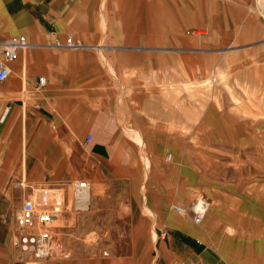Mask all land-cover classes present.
Here are the masks:
<instances>
[{"label":"crops","instance_id":"0c3cea01","mask_svg":"<svg viewBox=\"0 0 264 264\" xmlns=\"http://www.w3.org/2000/svg\"><path fill=\"white\" fill-rule=\"evenodd\" d=\"M263 6L262 0H0V41L25 35L32 43L18 52L9 77L0 80V264H22L12 257L13 223L16 210L34 190L26 192L28 180L61 185L83 175L77 179L91 182L94 198L104 202L112 215L131 214L136 219L139 202L131 185L141 181L138 166L126 162L125 153L122 158L118 155L131 148L125 125L139 130L146 138L145 149L156 155V139L169 137L173 145L185 135H194L212 105L233 118L242 138L261 136L257 128L239 126L235 115L219 109L199 91L190 96L185 85L192 81L190 68L199 79L200 70L205 74L212 70L220 49L235 39H264ZM69 36L84 46L54 45ZM259 52L264 58V46ZM88 133L93 135L90 142L85 141ZM206 140L203 132L198 144ZM207 143L212 165L194 158L209 175L224 183L260 184L264 192V182L251 177L220 179L217 159L219 152L236 157L238 151L254 164L252 155L264 154V144L256 151V143ZM169 151L162 157L165 166L174 159ZM73 156L81 159L82 170ZM155 171L152 162L151 174ZM159 178L170 186L176 183L174 178L160 174ZM103 182L109 184L110 197L99 191ZM152 192L147 190L155 195ZM92 193L77 203L78 208L67 193L69 206L60 218L62 236L84 213L91 222ZM202 196L209 199L205 193ZM167 201L176 203L169 196ZM66 213L70 220L61 221ZM155 221L148 215L138 229L146 235L144 242L155 264H264L261 251L252 258L236 251L228 258L216 242L203 237L201 229L181 219L171 223L157 218V237L152 240L150 227ZM221 228L231 234L236 230L227 222ZM140 233L136 246L142 244ZM89 256L79 257L82 264L126 263L123 257L98 261ZM71 258L46 261L64 264ZM133 263L143 264L137 259Z\"/></svg>","mask_w":264,"mask_h":264},{"label":"rangeland","instance_id":"374dc122","mask_svg":"<svg viewBox=\"0 0 264 264\" xmlns=\"http://www.w3.org/2000/svg\"><path fill=\"white\" fill-rule=\"evenodd\" d=\"M263 42L264 39L261 38L235 39L227 47L220 49L221 52L214 58V63L212 62L213 67L210 66L212 70L209 69L206 74L203 69L200 70L201 77L199 79L196 70L190 68L192 81L185 85V90L189 91L190 96H192L193 91H199L207 99L211 98L219 109L235 115L239 126L246 129L257 128L259 129L257 131L262 132V135H249L242 138L234 127L233 118L226 113H220L217 108L213 107V109L207 110L194 135L189 137L185 135V137L175 140L173 145L169 144L171 142L169 137H163L164 141L156 139L154 147L159 151V155H156L154 153L149 154L145 149L146 138L139 130L131 129V126L125 125V138L129 140L131 148L128 147L123 150L120 148L121 151L118 155L122 158L125 153L127 155L126 162L129 161L138 166L136 171L141 177V181L131 185L139 202L136 209L137 217L135 219L131 214L112 215L111 211H108V208L103 205L104 202L94 198L91 190L94 207L89 212L95 216H90V222L89 214L84 213L73 229L64 231L63 238L72 253V258L64 264H68L72 259L70 264H82L79 257L86 255H91L89 257L92 258L98 257V261L112 257L126 258V263L112 264H134L135 259L143 264H155L151 249L144 242L146 235L144 236V232L140 233L138 230L148 215L156 220L150 227L151 238L153 235L157 236L154 229L157 218L171 223L176 219H181L185 224L201 229L203 237L213 239L224 255L230 259L233 256L231 255L232 252L236 254L239 251H243L244 255L250 258L252 255L257 256V251H261V257L264 258V192L260 188L261 185L254 184L252 187L246 181L241 183L221 182L209 175L194 158L196 156L207 167L212 165L210 156L206 151L209 141L239 144L256 143L253 144V150H263L260 144H264V58L259 55L261 54L259 49L264 46ZM203 132H206L207 140L198 144ZM167 150L174 154V159L169 162L168 166H165L166 164L162 163V157L167 153ZM236 154L237 156L234 157L229 152H219L217 159L220 179L229 181L238 180L241 177H251L255 181L264 182V154L254 153L252 155V161L255 165L247 160V154L238 153V151ZM72 161L77 168L83 169V163L78 156H73ZM152 162L156 163L158 171L151 174ZM131 172L133 175L134 169ZM159 174L167 180L174 178L176 180L175 185L170 186L167 183H162ZM81 177L85 176L78 175L71 180ZM93 177L103 180V176L95 175ZM145 178L148 180L147 183ZM71 180L63 182L61 185L65 188L69 187ZM25 183L28 184L26 192L29 190L31 192L43 182L28 180ZM103 183L101 185L103 188L101 187L99 191L104 195L103 197H110L108 195L110 192L109 184ZM149 189L155 191L152 192L155 195L148 194L147 190ZM202 193L209 197L210 207L200 223H195L191 215L176 212L173 210L172 204L169 205L167 201L168 196L172 197L175 202H178H176L177 204L185 206L189 213V206ZM101 197L99 196V198ZM123 200L129 201L128 198ZM144 205L151 210L145 211ZM66 214L61 221L70 220L69 213ZM132 218L137 220L135 221L136 226L133 224L134 219L131 222ZM225 222L236 228L233 234L227 233L221 228L222 223ZM16 229L17 224L14 217L13 234ZM139 233L142 235L140 237L142 244L136 246V236ZM12 253L15 263L50 264L46 260L37 261L32 254L23 253L17 247H13ZM24 255L30 256V258L27 259Z\"/></svg>","mask_w":264,"mask_h":264},{"label":"built area","instance_id":"2783aa9c","mask_svg":"<svg viewBox=\"0 0 264 264\" xmlns=\"http://www.w3.org/2000/svg\"><path fill=\"white\" fill-rule=\"evenodd\" d=\"M32 43L25 35L11 37L0 41V80H4L12 73V63L17 58L18 52ZM55 46L61 48H80L84 44L72 37L65 41L57 40ZM40 84L45 78L40 77ZM4 118V116H3ZM91 133L86 135L85 141L90 142ZM68 188V189H67ZM92 190L91 182L84 179L71 181L69 187L63 185H40L25 198V201L15 212L17 224L13 235V246L23 253H31L37 260H63L71 256V249L64 242L62 236L61 216L69 206L68 194L74 201V207ZM80 204V203H79ZM84 204V203H82ZM181 213L186 207L177 203L171 205ZM209 199L199 196L189 206V213L195 223H200L207 212Z\"/></svg>","mask_w":264,"mask_h":264},{"label":"bare ground","instance_id":"6f19581e","mask_svg":"<svg viewBox=\"0 0 264 264\" xmlns=\"http://www.w3.org/2000/svg\"><path fill=\"white\" fill-rule=\"evenodd\" d=\"M263 1V0H262ZM106 60H107V58H106ZM108 61V60H107ZM109 64V63H108ZM112 69H113V67H112ZM202 81H206V80H202ZM202 81H200V82H202ZM215 104V103H214ZM213 107H214V105H212L211 107H210V109H213ZM220 114V113H219ZM224 114V113H223ZM206 118H207V116H206ZM226 124V123H225ZM200 128V127H199ZM260 143V142H259ZM243 144V143H242ZM197 150H199V149H197ZM261 155V154H260ZM197 156H198V154H197ZM149 158V157H148ZM205 165V164H204ZM160 167V166H159ZM168 173V172H167ZM181 174V173H180ZM182 175V174H181ZM180 176V175H179ZM181 181V180H180ZM179 182V181H178ZM241 183V182H240ZM249 184V183H248ZM202 185V184H201ZM204 185V184H203ZM245 186V185H244ZM213 187V186H212ZM219 189H220V187H219ZM250 190V189H249ZM228 192V191H227ZM230 195V194H229ZM86 197H87V195H86ZM177 202V201H176ZM178 203V202H177ZM222 203V202H221ZM188 205V204H187ZM183 206V205H182ZM209 207H210V202H209V206H208V209H207V212H208V210H209ZM234 207V206H233ZM144 208H145V211H150L151 209L148 207V206H145L144 205ZM173 208V207H172ZM216 209V208H215ZM156 210V209H155ZM173 210H175L176 212H179V211H177L176 209H174L173 208ZM158 211V210H157ZM207 212H206V214H207ZM179 213H181V212H179ZM249 213H250V211H249ZM157 214V213H156ZM159 214V213H158ZM182 214H185V215H189L190 216V214L188 213V209H186V211H185V213H182ZM206 214L204 215V217L206 216ZM241 214H243L242 212H241ZM240 215V214H239ZM189 219V218H188ZM204 219V218H203ZM261 219V218H260ZM238 220H239V218H238ZM244 220V219H243ZM242 220V221H243ZM203 221V220H202ZM201 221V222H202ZM244 222V221H243ZM223 224V223H222ZM264 226V225H263ZM263 229V228H262ZM195 231V230H194ZM222 235V234H221ZM157 236L156 235H153V238H152V240H154L155 238H156ZM241 237V236H240ZM252 237V236H251ZM257 238V237H256ZM213 240V239H212ZM246 240V239H245ZM217 241V240H216ZM245 246V245H244ZM252 257V256H251Z\"/></svg>","mask_w":264,"mask_h":264}]
</instances>
